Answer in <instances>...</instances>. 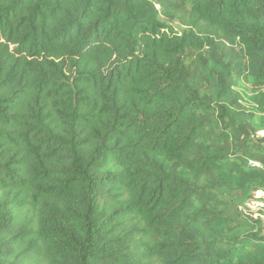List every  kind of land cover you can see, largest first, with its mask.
Segmentation results:
<instances>
[{
	"label": "trees",
	"instance_id": "trees-1",
	"mask_svg": "<svg viewBox=\"0 0 264 264\" xmlns=\"http://www.w3.org/2000/svg\"><path fill=\"white\" fill-rule=\"evenodd\" d=\"M0 264H264V0H0Z\"/></svg>",
	"mask_w": 264,
	"mask_h": 264
},
{
	"label": "rangeland",
	"instance_id": "rangeland-1",
	"mask_svg": "<svg viewBox=\"0 0 264 264\" xmlns=\"http://www.w3.org/2000/svg\"><path fill=\"white\" fill-rule=\"evenodd\" d=\"M177 28H180L179 26L175 25ZM248 208L250 209L251 213H253L254 217H257L259 216V211L261 209V205H260V202H259V196L257 195L256 198L251 201L249 204H248Z\"/></svg>",
	"mask_w": 264,
	"mask_h": 264
},
{
	"label": "built area",
	"instance_id": "built-area-1",
	"mask_svg": "<svg viewBox=\"0 0 264 264\" xmlns=\"http://www.w3.org/2000/svg\"><path fill=\"white\" fill-rule=\"evenodd\" d=\"M251 165H252V166H257V167H259V166H260L259 164H257V163H254V162H251Z\"/></svg>",
	"mask_w": 264,
	"mask_h": 264
}]
</instances>
